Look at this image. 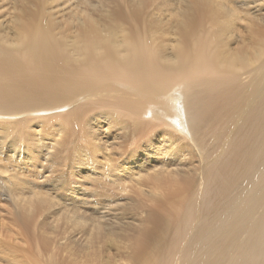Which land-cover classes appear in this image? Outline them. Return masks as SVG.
<instances>
[{"label": "rangeland", "instance_id": "1", "mask_svg": "<svg viewBox=\"0 0 264 264\" xmlns=\"http://www.w3.org/2000/svg\"><path fill=\"white\" fill-rule=\"evenodd\" d=\"M210 1L224 4L234 13L231 45L241 47L248 41L251 46L256 40L255 29L263 27L254 21V29L251 22L264 16V0ZM192 3L0 0V42L5 45L13 39L16 45L19 36H27L22 30L46 31L47 27L71 53L68 63L75 66L78 63L71 40L93 18L100 25L114 21L121 26L122 34L140 32L142 36L143 31L150 40L154 35L150 48L163 44L172 52L173 45L182 40L181 27L195 16L188 13ZM256 41L259 43L260 38ZM240 42L243 44L238 46ZM196 75L194 85L207 81L206 75ZM104 83H100L104 87L101 85L99 96L91 95L89 89L72 93L73 83L53 89V98L54 91L47 100L40 96V100L26 105L0 110V264H26L31 259L42 264H94L86 258L101 254L97 262L121 264L131 254L132 244L134 252L140 247L135 239L158 221L166 204L183 202L172 201L175 184L169 174L177 173L178 165L187 171L198 167L201 158L187 135L190 131L186 132V84L177 82L180 85L170 91L177 90V99L173 100L177 105H170L176 113L172 116V111L165 110L166 104H152L142 114H135L122 96L125 88L113 84L108 91ZM178 105L184 115L181 118L176 117ZM158 109L168 115L156 116ZM171 166L177 168L173 171ZM156 174H160L158 182L152 179ZM163 179L165 182L158 186ZM87 239L88 243L93 240L90 246L85 244Z\"/></svg>", "mask_w": 264, "mask_h": 264}, {"label": "bare ground", "instance_id": "2", "mask_svg": "<svg viewBox=\"0 0 264 264\" xmlns=\"http://www.w3.org/2000/svg\"><path fill=\"white\" fill-rule=\"evenodd\" d=\"M190 12L195 16L181 27L182 40L172 52L157 40L158 46L150 48L154 35L150 40L143 31L142 36L122 34L114 21L100 25L89 18L86 28L79 27L80 33L71 40L75 66L69 65L71 53L50 35V29L22 30L27 36H19L16 45L13 39L5 45L0 42V110L40 96L47 100L53 89L73 83L70 92L82 94L89 89L99 96L104 81L107 89H113V84L125 88L122 96L131 112L142 114L152 104H166L165 110L173 116L170 105L177 99V90L170 91L184 81L186 132L190 131L187 135L200 162L188 171L178 165L177 173L169 174L175 184L171 199L183 202L166 204L158 221L135 239L140 247L134 252L132 244L131 254L121 264H264V16L257 21L249 18L251 25L255 21L263 26L253 25L259 43L255 40L249 46L244 38V45L233 47L234 13L227 6L193 0ZM194 74L206 75L207 81L194 85ZM176 80L180 84L170 89ZM177 108L175 116L181 118L182 107ZM155 115L168 114L158 109ZM159 177L152 179L158 182ZM89 243L87 239L85 244ZM100 256L84 257L98 264ZM26 264L42 263L31 259Z\"/></svg>", "mask_w": 264, "mask_h": 264}]
</instances>
